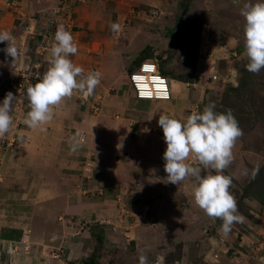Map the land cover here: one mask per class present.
Returning a JSON list of instances; mask_svg holds the SVG:
<instances>
[{"label":"rangeland","instance_id":"obj_1","mask_svg":"<svg viewBox=\"0 0 264 264\" xmlns=\"http://www.w3.org/2000/svg\"><path fill=\"white\" fill-rule=\"evenodd\" d=\"M54 1L6 2L10 14L17 15V10L23 6L28 11L27 17L36 19L34 27L29 28L27 22H22L18 24L19 29H14L22 33L23 26L27 25L25 40L23 42L20 40L17 44L19 56L22 58L16 61L22 69L27 65V54L31 52L28 48H33L36 34L42 25L41 16L48 13ZM248 2L256 0L73 1L70 15L74 24L70 32L82 55L80 61L75 63L82 66L86 72L99 70L102 73V81L107 78L105 74L109 76L107 74L109 68L117 71V74L121 75L117 78L120 80L119 89L122 94L126 93L129 102L124 108L132 109V106H135L140 109L136 111L139 119L127 122L122 119L127 116L126 109L120 111V105L119 109L115 108V111L107 113L105 109L109 105V100L104 104V98L116 92L112 85L111 88L105 89L107 91L98 90L97 94L100 95H96L94 99L88 98L90 107L87 109L91 113L106 116L105 118L113 125L122 127L128 124L142 125L144 131L145 129L152 131L154 129L150 121L152 119L149 118L146 124L147 118L143 116L151 109L162 111V114L168 109L166 114L174 112L183 120L193 110L202 111L205 105L212 102L218 112L230 109L243 132L233 149L235 159L225 170L226 175L233 177L230 192L237 201L238 213L244 217L242 223L233 224L231 231L224 235L221 232L222 221L209 218L195 204L191 194L193 185L189 181L177 185L168 182L163 167L164 160L161 157L155 159L157 163L154 161L144 163L141 168L145 171L142 173L141 168H130V181L137 177L139 179L135 181L138 182L137 186L134 185L133 189L126 188L128 191H123L121 195L123 198L119 196L118 202H109L112 205V213L108 220L104 216L105 221L99 224V217L95 216L94 219L97 220L80 221L79 225L82 228L79 233L84 251L87 253L85 258L91 259L94 264H139L140 249L145 250L148 264H156L159 256H164V264H264V69L258 74L246 70L248 60L244 56L245 20L240 13L243 5ZM68 3L71 4L69 0ZM1 6L0 13L4 14ZM20 20L16 17L12 22L15 25ZM112 22L121 23L123 31L119 34L112 32L110 30ZM2 44L4 43H0V46ZM87 51L92 58H86ZM145 51L151 54L150 58L159 66L162 65L170 72L167 77L169 82L173 83L174 94L172 93L171 100L158 106H154V99L136 98L127 77L129 73L127 69L133 66V59ZM107 52L113 57L106 61L104 59L107 56L103 59V68L97 66L86 68L87 61L98 57L100 59V56L108 54ZM44 57L46 54L42 58ZM70 58L73 60V56ZM41 59L38 57V60ZM46 62L44 64L47 70L49 65ZM0 64L3 66L0 68L1 74L6 76L13 74L12 68H5L9 65L8 59L0 61ZM36 69L43 75L41 66ZM178 75L194 76L196 80L187 82L171 78ZM5 84L12 87L8 81ZM7 87L4 88L5 95ZM72 98V104L75 106L81 104L80 94L75 93ZM18 101L13 112L15 114L13 126L8 133L9 137H12L8 148L15 145L16 131L19 132L26 126L24 120L29 111L28 101L26 97ZM121 103L125 105L124 102ZM81 133L83 139L84 132ZM148 135L146 141L150 140L157 146L152 141L154 139H150ZM89 160L80 164L81 168L72 169L71 175H66L67 179L63 186L69 190H77L84 200L93 199L99 203L98 199L102 196L100 190L104 192V188L99 189V186L92 184L93 176L99 174V169L97 168V171L93 167L90 171ZM256 164L260 165V170L255 179L241 175L243 169L250 172ZM3 175L0 174V185L4 176L6 177V174ZM134 199H139V207L146 204L145 212L139 211V214L131 212L130 201ZM69 224L75 226L73 221ZM103 224L104 240L99 233L95 238L87 236V231L89 232L91 227V230L96 229L94 225L103 229ZM27 251H30L29 244ZM52 252L53 249L50 248L48 252L50 257H53ZM3 260V264H17L14 256L10 259L5 255ZM83 260L82 257L72 263L85 264Z\"/></svg>","mask_w":264,"mask_h":264},{"label":"crops","instance_id":"obj_2","mask_svg":"<svg viewBox=\"0 0 264 264\" xmlns=\"http://www.w3.org/2000/svg\"><path fill=\"white\" fill-rule=\"evenodd\" d=\"M6 2L0 1L2 9H4L2 11L5 12L4 14L0 13V31H9L15 37L16 46H18L20 40L21 42L25 40L27 33L25 27L27 25H29V28L35 26L36 19L31 16L27 17L28 11L23 6H20L19 10L16 9L17 15L10 14ZM13 17L21 20L14 25L12 19L15 18ZM44 18L45 14L41 16V22ZM22 22H27V25L23 26L22 33H18L14 29H19L18 26L20 25L18 24ZM6 46L5 43L0 46V61L8 59V64L12 67L8 65L9 67L5 68L14 70V66L18 65L16 60H21L22 57L18 56L13 59L8 56L4 52ZM28 50L32 49L28 48ZM80 50L78 48V53L73 56L74 63L79 62L80 57H82ZM29 54L30 52L27 55ZM87 54L86 58H92L88 51ZM48 56L46 55L44 58L42 56L40 57L42 59L38 60L43 73L46 71L44 62L48 61ZM111 57H113L111 53H108L100 56V59H98L99 57L96 58L98 59L97 62L96 59L87 61L86 68L90 69L93 66L100 68L104 60L106 61ZM1 67L3 66L0 64ZM110 69L107 73L109 76L104 75L107 78L103 81L101 79L100 85L95 89L94 95L91 96L94 99L96 95H100L97 94L98 90L104 92L107 91L105 89L111 88L113 85L116 92L104 98V104L109 100V105L105 109L107 113L111 110L115 111V108L119 109L120 106V111H123V108L129 104L126 93L122 94L119 89L118 82L120 80L118 81L117 78L121 75L117 74L118 72L115 70L111 69L109 71ZM1 73L0 85L3 87L0 86V103L5 97L4 88L6 89L5 83L8 81L6 74ZM125 73L127 74L126 71ZM170 84L174 94L173 83L170 82ZM72 99V97L65 99L56 108L57 112L55 111L53 120L44 126V130H33L24 126L19 132L16 131L17 136L15 135V138L17 140L16 142L14 140V147H6L2 153L0 174H6V177L3 175L4 180L0 185L1 264H3L6 255L5 251L11 243L18 244L19 247L18 253L14 257L17 264H73L72 261L82 257L85 263L87 253L84 251L79 233L81 232L80 228H82L79 225L80 221L97 220L94 219L95 216L99 217V222L97 221L99 224L105 221L103 220L104 216L108 220L112 213V205L109 202H118L120 197L123 198L121 196L123 191H128L126 188L133 189L134 185L137 186L138 182L135 183L137 177L134 181H130L131 169L141 168L144 163H148L147 161L155 162V159L163 157L166 144L162 137L163 131L157 123V118H159V114H162V111L158 112L156 109H151L144 113L143 116L147 118L145 121L147 124L153 112H156L150 120L154 129L152 131L148 130V135L142 125L131 126L128 124L124 127L113 125L111 121L105 118L106 116L91 113L87 109V107H90L89 101L84 102L81 99V104L75 106L71 102ZM169 100L171 98L168 100L154 99V106ZM121 102H124L125 105L123 106ZM132 109H126L127 116L122 118L126 122L138 120L140 117L136 113L140 109L135 106H132ZM166 110L168 109H165L163 114H166ZM168 114H171V112ZM107 118L114 120L110 116H107ZM82 131L84 132L82 146L75 152L70 151V138L76 135L77 132L81 133ZM146 135L149 138L151 137L150 139H154L152 141L157 146H154L150 140L146 141ZM91 158H94V160L92 161ZM88 160L90 161V167H88L90 171L93 167H95V170L99 169V171L97 170L99 174L93 176L92 184L99 186V189L104 188V192L100 190L102 196L98 199L99 203H96L93 199L84 200L77 190L71 188L69 190V188L63 186L67 179L66 175H71L72 169L75 167L81 168L82 165L80 164L86 163ZM142 171L145 170L141 168L140 173ZM130 196L133 195L130 194ZM130 204L132 213L145 212L146 204L139 207V199L130 201ZM70 221H73L75 226H71ZM102 227V230H104L105 224ZM92 231L96 232L97 228ZM87 234V236H90V231H87ZM83 237L88 239L86 236ZM24 242L29 244L30 251L28 253L23 252ZM50 248L53 249V257L48 254Z\"/></svg>","mask_w":264,"mask_h":264},{"label":"clouds","instance_id":"obj_3","mask_svg":"<svg viewBox=\"0 0 264 264\" xmlns=\"http://www.w3.org/2000/svg\"><path fill=\"white\" fill-rule=\"evenodd\" d=\"M240 14L245 20L246 70L258 74L264 69V0L245 3ZM110 30L119 34L123 26L119 22H112ZM0 43L7 45L4 52L8 56L13 59L19 56L15 37L9 31H0ZM77 53L78 46L71 32L63 24L58 25L48 56L47 70L35 83H29L26 87L29 111L24 123L28 128L44 130V126L53 120L56 108L74 93H79L84 101L94 95L101 83L102 73L99 70L86 72L82 66L74 63L70 57ZM151 71H155V65L151 66ZM143 79L140 75H133L134 81ZM153 80L160 81V78L153 77ZM142 87L146 89L147 85ZM157 95L162 99L168 98L165 90L159 91ZM140 96L142 99H151L152 92L145 90ZM14 99L13 93L8 92L0 103V138L12 129ZM157 123L163 131L166 144L163 167L168 182L177 185L189 181L193 185L191 194L195 204L209 218L222 221L221 232L227 235L233 224L244 220L230 192L233 177L225 174L235 159L233 149L236 141L243 135L237 119L230 109L218 112L215 104L210 102L202 111L193 110L183 120L175 114H159ZM70 139V151L75 152L82 146L81 133L77 132ZM259 170L260 165L256 164L250 172L243 169L241 175L255 179ZM138 260L139 264H148L144 249H140ZM164 260V256H159L156 264H164Z\"/></svg>","mask_w":264,"mask_h":264},{"label":"built area","instance_id":"obj_4","mask_svg":"<svg viewBox=\"0 0 264 264\" xmlns=\"http://www.w3.org/2000/svg\"><path fill=\"white\" fill-rule=\"evenodd\" d=\"M73 1L74 0H69L71 4L68 3V0H55L53 2V4L48 10V13L45 14V18L42 21V25L36 34L37 37L35 40V44L30 54L26 56L27 65L24 66V69H22L20 65L14 66L13 74L11 76H7L8 83L12 86L7 87V93L12 92L15 96V104H13L15 107L13 106L11 112V115L13 117L15 116L13 112L17 108L16 102L18 103L19 99L23 100V98L26 97L25 92L27 85L29 83H35L38 77L42 76L41 72L36 69V67H39L38 57L40 58L44 54L49 55L51 45L54 43V32L57 26L63 24L67 30L71 31L74 24V20L70 15V9L74 5ZM76 1L84 2L85 0ZM152 65H155L154 72L151 71ZM142 68L144 70H142ZM134 74L140 75L144 79L140 81H134ZM127 77L129 80V85L132 88V93L136 98H141L140 93L145 90H150L152 92L151 99H162L159 98V96L157 95V93L161 90H165L168 92V98L162 100H168L171 98L172 90L169 79L165 75L160 73L158 69V64L152 59H145L141 61L137 68L127 74ZM153 77H159L160 81H154ZM142 85H147V88L145 89L144 87H142ZM11 142L12 137H9L8 133L3 138H0V156L2 155L4 149L11 144ZM27 248L28 244L24 242V253H28ZM18 249V244L11 243L8 245L5 253L7 257L11 259L12 256L15 257V255H17Z\"/></svg>","mask_w":264,"mask_h":264},{"label":"trees","instance_id":"obj_5","mask_svg":"<svg viewBox=\"0 0 264 264\" xmlns=\"http://www.w3.org/2000/svg\"><path fill=\"white\" fill-rule=\"evenodd\" d=\"M150 57H151V54H148L147 51H145L140 56H138V57H136V58L133 59V66L129 67L127 69V71L130 73L135 68H137V66L140 64L141 61H143L145 59H152ZM158 69H159L160 73H162L166 77L168 76V74L170 75V72L168 70L164 69L162 65H160V66L158 65ZM171 78H176L178 80L187 81V82H189V81L194 82L196 80V78L194 76L193 77H188V76L187 77H184V76H179L178 75V77L177 76L176 77L171 76ZM230 89H234V88L233 87H230ZM220 112H226V110H221ZM263 201H264V196H263ZM93 227L94 228H97V231L96 232H93V231L91 232V229H90L89 231H90L91 237L92 238H95L97 236V234L99 233V236H101V239L104 240L105 239V235H104L101 227L98 228V226H95V225ZM86 263H88V264L89 263L90 264H94V262L91 259H88V258L86 259Z\"/></svg>","mask_w":264,"mask_h":264},{"label":"snow or ice","instance_id":"obj_6","mask_svg":"<svg viewBox=\"0 0 264 264\" xmlns=\"http://www.w3.org/2000/svg\"><path fill=\"white\" fill-rule=\"evenodd\" d=\"M150 70V69H149Z\"/></svg>","mask_w":264,"mask_h":264}]
</instances>
